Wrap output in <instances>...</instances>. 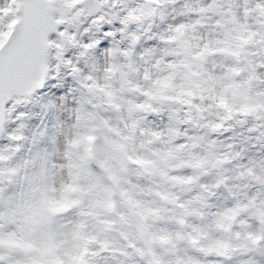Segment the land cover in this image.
<instances>
[{"label":"clouds","instance_id":"clouds-1","mask_svg":"<svg viewBox=\"0 0 264 264\" xmlns=\"http://www.w3.org/2000/svg\"><path fill=\"white\" fill-rule=\"evenodd\" d=\"M15 7L0 51L45 47L0 87V264H264V0Z\"/></svg>","mask_w":264,"mask_h":264},{"label":"snow or ice","instance_id":"snow-or-ice-1","mask_svg":"<svg viewBox=\"0 0 264 264\" xmlns=\"http://www.w3.org/2000/svg\"><path fill=\"white\" fill-rule=\"evenodd\" d=\"M31 29L32 25L27 26L6 52L0 51V87L4 85L6 78L11 85L13 77L26 79L37 72L43 58L45 41L43 32L40 36L34 37ZM49 85L53 84L46 86ZM249 239L255 245L259 237L251 236Z\"/></svg>","mask_w":264,"mask_h":264},{"label":"rangeland","instance_id":"rangeland-1","mask_svg":"<svg viewBox=\"0 0 264 264\" xmlns=\"http://www.w3.org/2000/svg\"><path fill=\"white\" fill-rule=\"evenodd\" d=\"M12 3L16 5V0H12ZM11 11L15 14L17 12V8L15 7L13 9H11ZM48 87L51 88L52 91H55V89H58L59 86L58 85H49ZM246 255H247L246 252H244V251L240 252L239 264H250V262L245 259Z\"/></svg>","mask_w":264,"mask_h":264}]
</instances>
